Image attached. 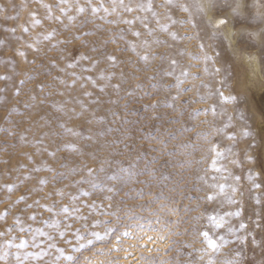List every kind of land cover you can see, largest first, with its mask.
<instances>
[{"label":"rangeland","instance_id":"1","mask_svg":"<svg viewBox=\"0 0 264 264\" xmlns=\"http://www.w3.org/2000/svg\"><path fill=\"white\" fill-rule=\"evenodd\" d=\"M80 2L86 3V0H80ZM104 2L106 6H110L109 0H104ZM162 2L163 0H154V7L160 13L162 22H167L165 19L167 10L160 7ZM25 3L27 8H22L21 5ZM44 3L52 4L54 13L60 15L59 9L55 8L57 0H44ZM93 3L99 4L100 0H93ZM0 5L6 9V11H0V41H3V43H0V75L12 76V80L9 82L0 80V89L5 88V86L8 88L7 92L0 91V232L5 233V235L0 236V244L13 238H15L16 243L26 239L29 241V246L19 250L22 256L26 253L39 252L41 248L46 249L49 255L40 259L35 256H27L24 264H66L62 258L57 262L56 257L59 255L57 248H63L66 253L70 252L72 250L71 245L67 241H72V244L80 243L74 235L77 228L81 229L84 235H87L92 230L91 225L95 219H112V217L97 216L96 212L89 207L93 202L97 205L103 202L106 206L109 201L105 199L106 193L101 189L92 188L88 184L77 185L75 181L80 179L79 175L70 174L68 179L53 181L51 179L53 174L49 173L44 165L47 164L55 168L57 172H67L68 168L83 166L85 163L89 167L97 168L100 159H93L88 153L99 148L100 144L105 141L110 142L119 138L116 151L111 152V162L106 166L107 174L119 172L120 167H128L129 164L132 165L133 169L139 164L142 169L145 163L152 161L150 167L156 169L157 175L163 172L167 176V180L161 181L164 185L163 189L157 185L152 188V191L159 192L163 190L169 199L165 200L162 197L158 202L150 203L151 198L147 195L144 199H139L135 195L125 196V192L116 195L113 201L114 206L123 199V204L120 206L127 205L128 210L144 217L145 219L141 222L145 224V228L143 231L131 229L133 235L122 237L119 251L114 247L118 242L115 235H112L103 241H97L81 252H74L73 254L77 257V264H144L141 256H152L157 261L161 259L168 260L172 264H175L177 260L180 264H188L189 261L192 264H197V262L198 264H206L208 259L206 255L203 261H199L202 253L198 250L206 246L203 237L199 233L205 230L225 232V229L215 230L212 228L208 223L207 214H223L235 211L237 208V205L234 204L220 203L222 198L214 201L197 199V197H204L216 191L211 187L216 183H227L236 186L238 189L235 196L240 201V206L244 211L241 217L230 218V222L233 226L238 227L239 223L243 221L248 226L246 230H240L241 235H248V242L243 248L245 264H259L261 259H264V251H262L261 246L253 243L251 235L254 233L257 241L264 238V146H262L263 134L259 128L261 124L260 110L264 108V47L261 46L260 40L251 39L246 34L241 36L238 32V25L234 26L231 21L227 26H221L224 35L216 36L213 39H209L206 35L203 36V42L206 45H211V47L206 48L208 54L214 56L218 54L215 66L227 69V75L225 76L223 72L218 75L204 73L202 61H195L191 59L190 55H178L185 49L190 53H198V45L201 41L197 39L173 41L167 33L159 31L156 33L160 39L167 40L168 43L154 46V52L158 55L175 56L184 66L196 65L191 67L190 70L193 73L200 74L199 79H189L185 84V87L193 84L196 87L191 92L186 93L182 99H195L197 91L206 93L208 89L200 87L201 81L210 84L213 90L221 88L219 83L221 79L227 81L222 88L225 95H235L238 98L236 104L231 102L221 104L216 98L209 100L207 103H193L189 106V111L194 108H206L216 103L218 110L221 107L223 108L224 115L216 118L209 113L207 116L201 115L196 120L185 116L184 120L181 121L188 129L195 125L196 131H203L209 129V124L204 123L205 120L211 121L216 127H223L227 123L228 115L233 116L232 126L227 129V132L217 135L212 141V143L219 144L222 151L231 149L217 163L218 169H226V171H216L211 166L214 154L206 151L209 145L205 144L204 150L196 151L192 155H187L188 152L192 151L191 149L179 147L181 143L195 140V132L181 133L178 124H165L166 129L176 130L175 135L177 137L170 140L166 148L163 144L155 141H141L140 136L142 133L147 132L150 135H155L160 131V124L155 120L151 121L156 124L155 130L145 125V116L151 117L153 114L150 111L146 112L145 107H143V105H147L159 97L142 96L141 92L136 90L135 85L137 83L148 84L147 77L152 76L155 69L161 65L159 58L152 63L151 69H145L143 62L138 61L132 52H122L120 50L124 46V41H118L115 44L109 43L106 48L107 53L116 55L121 61L117 68L110 69L117 73L112 83L121 84L119 91L109 86L101 92L98 87L90 82H88L86 89H81L80 83H77L74 89H67L61 82L63 80L71 81L72 77L69 73L72 71L81 73L80 67L60 71V69L65 68L73 57L79 60L81 53L92 56L94 59H101V68L108 67L107 61L103 59L105 49L100 47L99 41L113 36L121 28L126 29L127 25L105 24L97 19L94 24L87 25V28L83 30L94 29L97 24L103 25V28L96 30L95 35L84 37L83 39L89 43L82 46L80 41L73 39L75 35L82 31L79 28V19L76 25L65 29L59 22L45 19L46 9L40 3V0H0ZM32 11H35L38 17L43 20L42 25L31 30L33 35L56 28L58 35L55 39L68 40L71 43L52 48L51 44L55 41H43L39 46V52L25 47L23 50L27 52V59L20 57L17 49L22 46L23 41H17L15 37L24 36L25 40L29 39L28 34L22 32L20 25L30 22L29 13ZM18 13L21 14L20 19H7V17L16 16ZM70 14H75L74 10ZM137 14L125 13L124 15L131 18ZM172 14L178 20L187 15L177 10H173ZM115 18V16L109 17V19ZM80 19H83V17ZM248 22L253 25V30H259L261 27L255 19L250 18ZM64 23H68L66 18ZM152 26H155L154 21ZM135 27L144 31L139 22ZM11 28L17 29L15 34L9 31ZM172 30L178 32L181 36L192 35L195 31L191 25H181L179 23L173 25ZM128 39H133V37L129 35ZM94 42H96L97 47H100L99 52L91 51ZM60 49H67V51L61 52ZM129 58L137 62L133 64ZM254 60L256 63H254ZM32 61H35V63H32ZM51 61H55L56 66L52 68L51 75H46ZM88 64L89 61H80V65L87 66ZM164 64L166 66V61ZM208 67L211 71L213 67L211 61H209ZM121 71L125 74L123 80L119 76ZM28 74L34 76L35 79L29 80L25 85H19V81L25 79ZM81 74L95 76L96 72ZM98 83L104 82L98 81ZM41 84L44 86L43 92L40 91ZM13 85L21 87L19 95H15ZM84 91H91L93 96H84L82 94ZM49 92L52 93L51 96L48 95ZM33 95L36 99H32ZM75 98L83 100L87 107L81 108V105L76 103ZM94 100H98L99 103H92ZM245 101L251 103H245ZM54 102L65 104L66 110L75 108L76 112L62 113L58 111ZM126 103L129 104L127 111L124 108ZM28 105H31V107ZM238 110L245 111L246 115H251L252 112L256 113L254 120L247 121V124L255 130V141L242 135L245 121L240 120ZM81 112H83V115H80ZM113 112L119 115L114 117ZM9 116L11 119H8ZM125 116L127 117L126 122L120 119V117ZM100 117L104 118L103 123L98 122ZM89 121L91 123H88ZM61 123H64L67 127L75 128L85 135L88 134L89 130L93 135H96L101 129L106 131L108 127L114 128L116 131L108 132L105 137H98L100 143L97 144L95 140L84 141L66 133L60 127ZM81 125H85V127H81ZM8 127H12L16 132L15 137L8 136L7 132L4 131ZM25 130H27V141H22L19 136ZM232 132L236 134L235 140L227 138V134ZM37 140H42L43 145L37 144ZM119 140H124L130 147L125 148L124 144L119 143ZM149 143H151L150 147ZM200 143L203 142L200 141ZM65 144H76L78 147L91 144L92 147L87 148L85 150L86 154L81 156L70 148L62 147ZM253 144L255 146L250 147ZM58 146L60 150L57 151L56 156H50L49 151L56 150ZM138 146L140 149H146V151L140 152L139 159H137ZM37 148L47 150L37 151ZM109 152L110 149H105L100 152V156H109ZM29 155L32 159H29ZM249 156L254 157V161L249 160ZM152 158H155V160L153 161ZM201 159H203V163H200ZM64 164H67L68 168L62 167ZM37 165L42 168L40 172L33 171ZM249 170L254 174L259 173L255 176V182L261 185L260 188L254 189L252 187L253 181L247 178ZM29 176L31 179L28 178ZM101 176L104 178V174H101ZM236 176L240 177L239 181L234 179ZM44 177L49 178V183L40 184V179ZM212 177L216 179L213 180ZM147 178L144 175L140 176L139 180L143 181ZM12 183L17 185L15 190L9 191L4 187L5 184ZM130 187L133 189V193L135 189H145L147 191L146 186L142 183L130 185ZM201 188L204 191H199ZM59 190L64 191L65 195L63 197L58 194ZM84 190L90 191L92 194L84 195ZM71 195L77 196L76 206L80 207V214L87 216L88 219L86 221L78 220L73 214V218L66 221L72 227L67 229L66 235L60 236L59 231L64 230V217H60L62 225L60 229L51 227L54 216L43 205L52 204L54 201L58 204H71L69 199ZM257 195L261 198L259 205L255 199ZM21 196L27 198L20 200ZM189 197H192V199H189ZM37 200L39 206L34 204ZM28 205L33 206L28 207ZM141 205H144L143 209H141ZM149 206L154 209V212L147 210ZM171 207H178L179 211L173 215L168 210ZM186 208L192 210L188 211ZM33 213L37 214L35 220L30 219ZM257 213H259L260 228L256 227ZM201 215H204L205 218L197 220L196 217ZM44 221H47V223H44ZM170 221H179V223H168L167 228H164L163 225ZM135 222V220L128 221L124 219L120 230H125L123 225ZM149 222L151 227L148 226ZM85 225L88 227H84ZM21 227L26 230L21 231ZM36 228H43L54 239L49 240L47 235L38 236L37 242L43 241L41 248L32 247V235ZM95 230L103 231L101 228ZM161 234L165 235L166 239H157ZM147 235L154 239L147 240L149 237ZM230 238L235 239V237ZM173 241L176 243L173 244ZM49 244H53L55 247L48 248ZM238 246V243L227 245L218 255V261L230 257L233 250ZM169 247H171V251H167ZM157 248L161 251H155ZM149 249H153V251L149 252ZM0 251H3V249H0ZM7 251L11 254L7 259H0V264H17L15 258L17 249L13 247L7 249Z\"/></svg>","mask_w":264,"mask_h":264},{"label":"snow or ice","instance_id":"2","mask_svg":"<svg viewBox=\"0 0 264 264\" xmlns=\"http://www.w3.org/2000/svg\"><path fill=\"white\" fill-rule=\"evenodd\" d=\"M40 3L46 9L45 19L49 21L59 22L65 29H68L74 25H76L77 20L79 19V28L82 30L78 35L73 37L74 40H78L81 42V45H87L89 42L84 37L92 36L96 34V30L102 29L103 25H95L94 29L83 30L87 28V25L94 24L95 20L99 19L103 21L105 24H113L119 25L124 24L128 27L121 28L117 33L113 36H109L106 39H102L99 41L100 47L105 49L103 54V59L107 61L108 67L101 68L100 65L102 63L101 59H94L92 56L81 53L79 56V60L75 57L71 61H69L65 68L60 69V71H66V69L71 68L75 69L77 67L81 68V73H89L96 72L95 76L92 75H83L76 71H72L69 75L72 77L71 81L63 80L61 81L67 89H74L77 83H80L81 89H86L88 82L92 85L99 88L101 92L105 91L109 86H111L116 91L121 89V84L112 83L113 79L117 76L115 71L110 69H115L119 66L121 61L114 54L107 53L106 48L109 43L115 44L118 41H124V46L121 47L122 52H132L138 61L143 62L145 69H151L152 63L159 58L161 61V65L157 67L152 76L147 77L148 84L145 85L143 83H137L135 85L136 90L140 91L142 96L153 97L157 96L158 99L153 102L143 105L145 107L146 112L150 111L153 115L151 117L145 116V125L150 126L152 130H155L156 124L151 121L155 120L160 124V131L155 135H150L147 132L141 134V141L147 140L149 142L155 141L161 143L167 147V143L170 140L176 139L175 129L168 130L165 128V124H178L180 126L181 133H187L188 131L195 132V140L188 141L185 143H181L179 145L182 149H191V152H188L187 155H192L196 151L204 150V145H209L206 151L208 153L214 154V158L212 160V168L216 171H226V169H218L217 163L218 161L226 155V152H230L231 149H226L222 151L220 149V145L217 143H212L213 139L220 134H224L227 132V129L232 126L233 116L228 115L227 123L223 127H216L211 121L205 120L204 123L209 124V129L203 131H196V126L193 125L191 129L185 127L181 121L184 120L185 116L190 117L192 120L198 119L201 115L207 116L209 113L216 118L222 117L224 115V110L221 107L218 110V106L216 103L209 105L206 108H194L189 111V106L193 103H207L209 100L216 98L218 102L221 104L224 103H238V98L235 95H225L222 90L223 85L226 84V79H221L220 84L221 88H217L215 90L212 89L210 84H206L201 81V88H206L208 91L206 93L197 91V95L195 99L189 98L187 100L182 99V97L193 90L196 86L190 85L185 87V84L189 81V79H199L200 74L191 72V67H195L196 65L184 66L181 64L180 60L175 56H165L158 55L153 51L154 46L167 44V40L160 39L156 33L164 32L167 33L168 36L173 40H192L197 39L201 41L198 45L199 52L198 53H190L185 49L183 52L178 53V55H190L191 59L195 61H202L204 68L203 72L211 75H218L220 73H224L227 75V69L216 67V59L217 56L209 55L206 48L211 47V45H206L203 42V36H207L209 39H213L216 36L224 35L221 31V26H227L231 21L233 25H238V32L241 36L247 35L249 38L254 40H260L261 46L264 47V0H163L160 7L165 8L166 15L165 19L167 22H162L161 15L158 11H156L154 7V0H109L110 6H106L104 0H100L99 4L93 3V0H86V3H81L80 0H57L55 4V8L59 9L60 15H56L54 13V6L52 4L44 3V0H40ZM15 7V5H13ZM22 8H27V4H22ZM73 10L75 14L73 13ZM173 10H177L180 13L187 14L186 17L180 18L179 20L173 16ZM0 11H6L2 5H0ZM101 13H103L101 15ZM125 13H138L137 15L132 16L131 18L126 17ZM211 14V15H210ZM20 13L16 16H9L7 19H20ZM30 22L26 24L20 25V28L23 33L28 34L29 39L25 40L24 36L15 37L17 41H23V44L20 48L17 49V53L20 57L27 59V52L23 50L25 47L28 49L35 50L37 52L40 51V44L43 41H55L51 44L52 48H57L61 44H69L71 41L68 40H56L55 37L58 35V30L56 28L51 29L50 31L35 33L33 35L32 29L42 25L43 20L38 17V14L35 11L29 13ZM115 16V19H109V17ZM83 17V19H80ZM215 17H220L216 19ZM67 19L68 23H64V19ZM255 19L259 22L261 27L259 30H253V25L248 21L249 19ZM153 21L155 22V26H152ZM139 24L143 27L144 31L136 28V24ZM181 25H191L192 29L195 31L192 35L181 36L178 32L173 31L172 27L175 24ZM10 32L15 34L17 31L16 28L9 29ZM131 35L133 39H128V36ZM3 43V41H0ZM171 47V45H169ZM100 47H97L96 42L93 43L91 51L99 52ZM61 52H66L67 49H60ZM89 61L87 66L80 65V61ZM130 62L135 64L137 61L131 60ZM166 61V66L164 62ZM212 62L213 67L211 71L209 70L208 63ZM35 63V61H32ZM56 66L55 61H51L48 72L46 75H51V70ZM120 78L125 79V74L123 71L119 73ZM58 78V77H57ZM35 79L34 76L28 74L25 79H21L19 81V85H25L29 80ZM0 80L9 82L12 80V76L10 75H0ZM83 81V83H81ZM98 81H103L104 83H98ZM15 88V95H19L21 92V87L13 85ZM43 84L40 85V91L43 92ZM0 91L7 92L8 88L0 89ZM62 94V93H61ZM84 96L92 97L93 93L91 91H84L82 93ZM49 96L52 95L51 92L48 93ZM131 95V93H129ZM32 99H36L35 95L32 96ZM76 99V103L81 105V108L87 107L84 104L83 100L78 98ZM43 103V101H41ZM115 102V101H114ZM92 103H99L98 100L92 101ZM245 103H251L245 101ZM58 111L67 114L68 111L73 113L76 112L75 108L70 110H66L65 104L54 102ZM31 107V105H28ZM125 111L128 110L129 104L126 103ZM240 112V120L245 121V125L242 128V135L244 137L252 138L255 141V130L251 128L247 124V121L255 118L256 113L252 112L251 115H246L245 111L238 110ZM114 117L119 114L116 112L112 113ZM83 115V112L80 113ZM261 115V129L264 130V108L260 110ZM8 119H11L9 116ZM122 121H127V117H120ZM104 118L100 117L98 122L103 123ZM88 123H91L89 121ZM60 127L64 129L66 133H69L73 136H76L84 141H93L95 140L97 144L100 143L98 137H105L108 132H114L116 129L108 127L105 131L101 129V131L93 135L91 130H89L88 134L85 135L83 132L76 130L75 128L67 127L64 123L60 124ZM81 127H85V125H81ZM7 132L8 136L15 137L16 132L12 127H8L4 129ZM27 130L24 131L19 136V139L22 141H27ZM227 138L231 140L236 139V134L234 132L228 133ZM118 139H113L108 142L105 141L103 144H100V147L94 150L91 153H88L93 159H100L99 167L92 168L89 167L86 163L83 166L79 167H71L68 168L67 164L62 165V167L68 168L67 172H57V170L47 164L44 165V168L49 173H52L51 179L53 181L57 179H68L69 175H79L80 179L76 180L75 183L77 185L88 184L92 188L101 189L106 193L105 199L109 201V203L105 206L103 202L97 205L95 202L89 205L90 208L96 212L99 217H112V219H95L92 222L91 228L92 230L88 232L87 235H84L81 229L77 228L75 231V239L79 241V244H72V241H67L71 245V251L66 253L63 248H57V252L59 255L56 257L57 262L61 260V258L66 262V264H77V257L74 255V252H81L83 249L87 248L90 245H94L97 241H103L106 238L115 235L117 245H114L117 251H119V244L122 243V237H129L133 235V231L131 229H140L143 231L145 228V224L142 223L145 218L139 216L138 213L133 212L127 209V205L121 207L123 204V199L117 202L114 206L113 201L115 200V196L119 195L121 192H125V196L135 195L139 199H144L145 195L151 198L150 203H155L160 200V198H164L168 200L169 197L165 194L163 190L159 192H153L152 188L159 185L161 189H163L164 185L161 181L167 180V176L164 175L163 172L157 175L156 169L154 167H150L152 161L149 163H145L143 168L141 169L139 164L136 165L135 169H133L132 165L129 164L128 167H120L119 172H112L111 174H107L106 166L111 162L110 156L111 152L116 151V145ZM202 141L203 143H200ZM37 144L43 145L42 140H37ZM119 143L124 144L125 148H129L130 146L124 141L119 140ZM151 143H149V147ZM255 144L250 145V147H254ZM262 146H264V136H262ZM62 147L70 148L73 151L77 152L79 155H85V150L89 147H92L91 144H85L84 147H78L76 144H65ZM105 149H110L109 156H100V152ZM45 148H37V151H46ZM60 150L58 146L56 150L49 151V155L55 157L57 151ZM146 151V149H140L138 146L137 150V159L140 158V152ZM172 154L171 152L169 153ZM29 159H32L31 155H29ZM249 160L254 161V157L249 156ZM154 161L155 158H152ZM191 163V161H189ZM200 163H203V159H201ZM42 170L41 166L37 165L33 171L40 172ZM101 174H104V178H102ZM146 175L148 178L141 181L139 180L140 176ZM259 175V173H253L251 170L248 172V179L253 181L252 187L254 189H258L261 187L260 184L255 182V176ZM31 179V177H28ZM215 180V177H212ZM227 179V178H225ZM236 181L240 180L239 176L234 177ZM40 184L49 183V178L44 177L39 181ZM137 183H142L146 186L147 191L145 189H135L133 193V189L130 185H134ZM4 187L9 191L15 190L17 185L15 183L5 184ZM212 188L216 189L212 193L204 196L197 197V199H204L207 201H214L218 198L220 199V203L227 202L228 204L237 205L235 211L221 213H208L207 220L209 225L215 230L225 229L224 233H219L218 231L213 232L209 230H205L199 233L203 237V241L205 243V247L200 248L198 251L202 253L199 257V261L204 260V256H208L206 264H245V255H244V245L248 242V235H241L240 230H246L247 224L241 221L238 227L233 226L230 222V218L233 217H241L244 209L240 206V201L236 199V192L238 191L237 187L234 185H230L227 183H216L211 185ZM127 189V191H125ZM79 190V189H78ZM174 190V189H173ZM199 191H204L203 188L199 189ZM58 194L63 197L65 195L63 190H59ZM90 191L84 190V195H91ZM26 196H21L20 200H25ZM71 204H58L57 202H53L52 204H45L43 207L54 216V222L50 225L53 228L60 229L61 228V219L60 217H64V224L62 231H59L60 236L66 235L67 229L71 228L72 225L68 224L66 221L73 218V214H75V218L78 220L86 221L88 219L87 216H84L81 213L80 207L76 206L77 196L71 195L69 197ZM192 199V197H189ZM256 203L259 205L261 203V198L259 195L255 197ZM35 205L39 206V201L34 202ZM33 205H28V207H32ZM141 209L144 208V205L140 206ZM167 207V205H165ZM149 212H154L150 206L147 209ZM169 212L175 215L178 211V207H171L168 209ZM186 210L191 211L192 209L186 208ZM123 213V215H122ZM37 218V214L33 213L30 219L35 220ZM205 216L201 215L196 217L197 220L204 219ZM19 219V218H18ZM127 219L128 221L135 220V223H130L123 225L124 231L120 230V226L122 221ZM47 223V221H44ZM168 223H179V221L174 222H166L163 227L167 228ZM149 227H151V223L149 222ZM84 227H88L85 225ZM256 227L260 228V219L259 213H257V221ZM101 228L103 231H96L95 229ZM21 231H25L26 229L21 227ZM177 234V233H173ZM5 235V233L0 232V236ZM48 236L49 240L54 239V237L50 236L46 233L43 228H36L32 235L31 245L35 248H41L43 241L37 242L38 236ZM253 243L261 246L262 251H264V238L260 241H257L255 238V234L252 233ZM230 237H235V239H231ZM149 240H153L154 238L149 236ZM159 240L166 239V236L161 234L157 237ZM176 242L173 241V244ZM233 243H238V247L233 250V253L230 257H225L223 260L218 261V255L223 251V249ZM29 246V241L26 239H22L19 243H16L15 238L5 240L3 244H0V259H7V257L11 254L7 251L10 248H16L17 251L15 253V258L17 264H24V260L27 256H35L37 259H40L43 256L49 255V252L41 248V251L34 253H26L22 256L20 249L27 248ZM48 248L55 247L53 244H49ZM191 247V245H189ZM171 247L167 249V251H171ZM149 252L153 251V249H149ZM155 251L159 252L161 249L157 248ZM190 255V254H189ZM87 259V258H86ZM141 259L144 261V264H172V262L168 260H159L152 256H141ZM175 264H180L177 260ZM188 264H192L191 261ZM198 264V262H197ZM259 264H264V259H261Z\"/></svg>","mask_w":264,"mask_h":264},{"label":"bare ground","instance_id":"3","mask_svg":"<svg viewBox=\"0 0 264 264\" xmlns=\"http://www.w3.org/2000/svg\"><path fill=\"white\" fill-rule=\"evenodd\" d=\"M254 59V58H253ZM254 63H256V61L254 60ZM257 67V66H256ZM259 128L261 129V124L259 125ZM261 131H262V134H263V136H264V130H262L261 129ZM263 153H264V147H263ZM147 236H149V235H147ZM147 240H149V239H147Z\"/></svg>","mask_w":264,"mask_h":264}]
</instances>
